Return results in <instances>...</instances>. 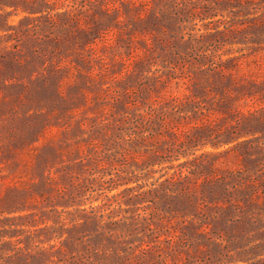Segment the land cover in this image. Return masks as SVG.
<instances>
[{"label":"rangeland","instance_id":"obj_1","mask_svg":"<svg viewBox=\"0 0 264 264\" xmlns=\"http://www.w3.org/2000/svg\"><path fill=\"white\" fill-rule=\"evenodd\" d=\"M0 264H264V0H0Z\"/></svg>","mask_w":264,"mask_h":264}]
</instances>
